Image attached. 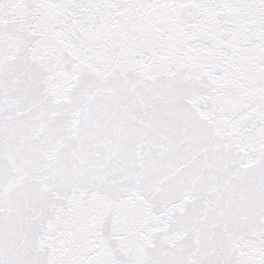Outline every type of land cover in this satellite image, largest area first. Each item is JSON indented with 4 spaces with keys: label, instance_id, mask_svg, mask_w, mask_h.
I'll use <instances>...</instances> for the list:
<instances>
[{
    "label": "snow or ice",
    "instance_id": "6c2138e0",
    "mask_svg": "<svg viewBox=\"0 0 264 264\" xmlns=\"http://www.w3.org/2000/svg\"><path fill=\"white\" fill-rule=\"evenodd\" d=\"M0 264H264V0H0Z\"/></svg>",
    "mask_w": 264,
    "mask_h": 264
}]
</instances>
